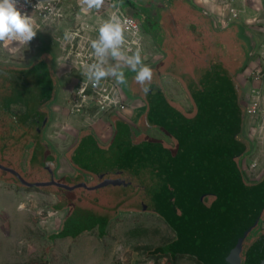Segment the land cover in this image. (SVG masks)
<instances>
[{"label":"rangeland","instance_id":"obj_1","mask_svg":"<svg viewBox=\"0 0 264 264\" xmlns=\"http://www.w3.org/2000/svg\"><path fill=\"white\" fill-rule=\"evenodd\" d=\"M163 2L166 5L154 0H135L134 5L128 3L127 10L123 9L141 24L142 31L150 32L152 36L143 34L146 40H143L141 61L146 66L151 65L160 55L153 44L150 23L155 16L160 23L162 11L166 15L174 10L172 0ZM139 7H143V15L132 14ZM50 10L51 13L47 16H37L35 22L39 29L28 45L21 47L15 54L0 47V69H24L41 55L51 60L60 87L57 101L51 106L52 123L48 137L57 148L65 151L74 143L79 128L85 125L93 127L95 123L101 122L95 111H72L75 98L70 89L75 86L79 71L73 68L74 62L68 60V56L76 42L75 33L86 37L87 47L83 46L89 50L91 41L99 36L100 23L110 18L111 9L103 5L99 11L94 9L85 14L81 12L78 0H58ZM228 35L231 34H226ZM229 39L233 41L236 37ZM162 41L163 38L158 37L157 42ZM127 58L125 55L113 57L107 53L99 67L106 69V62L111 66L110 72L115 73L113 79L115 78L114 83L117 85L116 94L127 107L120 115L132 119L137 107L143 103L139 100H127V93L117 81V74L122 72L123 77H126L135 72L126 62ZM139 67L137 65V69ZM173 92L176 95L170 91L168 94L160 91L163 98L159 102L160 107L178 110L183 113L181 118L186 115L196 117L200 108H204L201 118L211 116L208 111L214 108L202 102L197 104L191 92L186 97L182 91ZM10 93L12 96L13 93ZM256 93L261 100V111L248 122L247 129L227 133L219 130L209 132L215 139L208 145L205 155L202 150H196V142L199 141L197 131L187 129L190 139L182 144V137L179 138L177 134L169 135L170 144H163L168 149L169 145L173 146L170 149L177 157L171 156V159L176 161L165 162L166 159L163 158L156 164L155 170L147 171L140 180L137 179L140 185L135 190L129 186V189L122 191L124 204L136 211L121 215L110 224L105 235L98 236L95 229L74 240H56L51 243L49 235L59 229L65 214L55 209L57 196L36 188H16L0 182V264H264V253H232L235 242H249L258 232L264 234V231L257 230L264 212V203L252 202L250 194L255 186L244 184L245 179L255 178L264 169V91H247L244 102L250 101ZM7 100L5 97V107L1 105L3 108H0V138L3 129L10 133L6 128L8 116L17 115L16 111H19L18 106L14 110L6 104ZM16 101L20 103L22 100L16 98L14 102ZM131 115L133 116L130 117ZM213 117L217 120L214 119L211 125L216 123L217 127L221 119L218 114ZM175 123L182 127L184 125L182 119ZM105 125L102 129L108 131L105 132L108 136L110 127ZM26 128L29 129L27 126ZM162 130L163 134H169L165 129ZM239 135L240 151L226 160L224 155L232 153L226 142L229 138L239 142ZM247 136L252 141V151L246 159L244 154L248 147L245 139ZM163 140L165 143L169 142L165 138ZM188 144L191 146L188 147ZM63 164L62 171L68 170L64 160ZM243 166L248 177L242 179L238 169H244ZM223 171H226L225 174L232 172L231 175L235 176L222 177ZM241 172L244 173L242 170ZM208 174L211 177H206ZM244 218L247 220L243 221ZM176 237L178 240L173 242ZM164 244L168 245L165 249L167 255L156 251ZM241 247L240 244L239 248Z\"/></svg>","mask_w":264,"mask_h":264},{"label":"crops","instance_id":"obj_2","mask_svg":"<svg viewBox=\"0 0 264 264\" xmlns=\"http://www.w3.org/2000/svg\"><path fill=\"white\" fill-rule=\"evenodd\" d=\"M118 1L121 2L122 9L127 10V5H134L135 0H105L104 5L111 8V4ZM154 1L166 5L163 0ZM172 2L173 11L164 15L160 8L163 15L162 20L158 23L157 16H155L156 19L150 23L153 44L160 54L159 58L152 63L154 66L150 67L153 72L152 79L141 84L135 80L136 72L127 73L128 75L121 83L122 90L137 91L144 98L153 97L154 99L159 95V91H165L167 94L169 91L172 94H175L173 91H182L184 97L188 92L195 96H207L206 92H214L216 96L231 97L229 94L233 95L232 92H234L236 103L231 100L228 104L225 102L219 105L223 120L217 123V127L216 123L211 125L212 122L207 121L189 124L187 128L190 130L217 129L225 133L237 129L242 130V128L247 129L248 122L253 119L246 113L244 100L247 91H264V79L260 82H254L251 78L247 80V76L251 74L253 54L258 52L260 43L264 41V27L249 25L248 21L253 16L259 17L264 14L262 11L264 2L259 0H248V2L243 0H172ZM231 8L244 9L245 12L239 21L224 27L223 21L230 17ZM143 34L152 37L150 32L143 30V40L145 39ZM226 34L231 35L228 37ZM158 37L163 38L161 43L157 42ZM233 37L236 39L230 41L229 38ZM129 76H131L130 80ZM2 77L1 72L0 91L3 85ZM127 80L130 81L129 86ZM125 86H127L126 90ZM145 88H148V92L144 91ZM126 99L132 102L139 100L143 103L137 107L134 116H130H133L132 119L112 114L107 119L99 120L101 122L95 123L93 127L85 125L78 129L74 143L65 151L57 148L48 137L52 121L45 131L46 139L59 153V173L62 176H71L76 172V168L79 169V173H86L92 179L91 185L102 187L103 194H105L104 199L97 198L95 201L106 203L105 207L113 214L121 211L114 221L123 214L136 211L134 208H128V205L122 201L124 199L122 191L128 188L126 180L129 177L138 179L147 170L149 171L151 165L155 168L156 164L163 159L162 143L170 144L168 137L173 135L169 132V134H163L162 129L165 128L158 120V115L161 113L158 106L148 105L142 98L126 97ZM236 106L238 113L242 114L239 121L232 117L233 113H236ZM105 124L110 127L108 136L105 133L108 131L102 129ZM207 134L206 136L202 134V141H207L206 145H199V141L196 142V146H200L204 155L208 152ZM185 136L187 140L190 139V134ZM164 138L169 142L165 143ZM238 141L229 138L226 142L232 152L229 156L224 155L227 157L226 160L240 151L241 135L238 136ZM249 142L252 143L250 138ZM251 151L252 148L245 155L246 159L251 155ZM1 156L0 149V158ZM63 160L67 163L68 170L62 171ZM167 160L169 159L166 158ZM88 164H90V169H88ZM241 170L248 177L246 169H238L240 174H242ZM225 172L223 171L222 177L235 176L231 175L233 170L229 174ZM206 177H211V175L208 174ZM248 178L254 181V184H260L264 193V169L255 178ZM116 197L119 199H115ZM61 213L64 214L62 211ZM241 246L239 248L238 244L232 253H264V234L258 232L249 242L244 241Z\"/></svg>","mask_w":264,"mask_h":264},{"label":"trees","instance_id":"obj_3","mask_svg":"<svg viewBox=\"0 0 264 264\" xmlns=\"http://www.w3.org/2000/svg\"><path fill=\"white\" fill-rule=\"evenodd\" d=\"M153 66L154 65L151 64L148 67ZM1 68L4 69H0L3 73V85L1 86V91H5L0 92L1 105H3V100L6 97V99H8L6 104L12 106L13 109L18 106L17 108L19 111H16L17 115L15 113V115L10 114L7 118L6 128L10 133H7L5 129L2 130L3 132L1 131L3 135L2 138H0V149L2 152L0 158V182L14 185L16 188H36L45 193L57 196L58 200L55 203V209L57 211L65 212V214L59 229L49 235L51 243H54L56 240H64L67 238L74 240L81 234L94 231L95 229L98 232V236L105 235L108 231V227L114 219L117 218V214L121 211L113 214L112 211H109L108 208L105 207L106 203L96 202L95 200L97 198H105L102 187L91 185L92 179H90L86 173H79L78 168H76L74 175L62 176L59 173V153L45 136L46 128L52 118L51 106L57 101L58 90L60 87V81L54 72L51 60L46 56L41 55L33 61L31 65L24 69L14 70L12 68ZM126 89L127 88H125V90ZM10 92L13 93L12 96L10 95ZM125 92L127 93V97L133 99L142 98L148 105L158 106L161 110L160 115H158V120L162 124V127L169 133L173 135L177 134L179 138L182 137L183 142H181V144L186 142L187 139L185 135L190 133L187 132L189 124L207 121L214 122L217 120L216 117H213L215 114H218L219 119L223 120L219 105H222L225 102L228 104L231 100L233 103H236L234 92H232L233 95L228 93L231 97L216 96L214 95V92H206L205 95L207 96H195V94L191 93L194 100L197 101V104L202 102L214 109L208 111L211 115L209 117L201 118L200 115L204 108H200L201 110L196 117L191 118V116L186 115L181 118L183 113H179L178 110L171 107L159 106V102L163 99L160 96V91L156 99L153 97L144 98L138 94L137 91ZM16 98H19L22 101L20 103L19 101L14 102ZM3 106L1 107L3 108ZM237 109L236 106V113H233L234 115H232V117L239 121L242 114L240 115ZM176 114L179 116L176 117ZM2 117L4 118V115H2ZM181 119L184 122L183 127L180 124L175 123L176 120ZM122 120L124 119L122 118ZM26 121H30V123H27ZM191 121L193 122L190 123ZM25 124L29 129L26 128ZM29 124L31 126H29ZM184 130H186V132H184ZM196 131L199 137L198 144L203 145L205 143L207 144V141H202V134L205 135L208 133L206 139L209 141L208 144H211L215 139V136L211 134L209 135V132L217 131V129H194V132ZM245 139L248 143V147L244 156L250 152L252 145V143L250 144L248 137H245ZM10 142L12 143L10 144ZM165 145L162 143L163 158L169 159L165 162L173 163L172 161L176 160L171 159V156L174 158L177 157V154L172 152V149H170L171 147L168 149ZM190 146L191 145L188 144V147ZM198 146L196 149L197 151L200 149V146ZM88 165V169H90V164ZM154 169L153 165L149 167V171H153ZM246 177L247 176L242 173L241 178L243 179ZM140 178L141 177L138 179L140 180ZM139 182L140 181L137 179L129 177L126 180V185L128 189L130 188L129 186H131L135 190L136 187L140 185ZM197 182L200 183L199 180ZM24 183L27 184L25 185ZM244 184L255 186L250 194L252 202L264 203V193L262 192L263 187L260 184H254V181H251L249 178L248 180H244ZM72 194L73 198H71ZM242 220L246 221L247 218ZM258 229L264 231V212L258 223L257 230ZM177 240L178 237H176L173 242H176ZM243 242L244 241L235 242L233 251L237 248L236 246L238 244L240 246ZM167 246V244H164L157 248L156 251H160L164 255H167L165 253Z\"/></svg>","mask_w":264,"mask_h":264},{"label":"built area","instance_id":"obj_4","mask_svg":"<svg viewBox=\"0 0 264 264\" xmlns=\"http://www.w3.org/2000/svg\"><path fill=\"white\" fill-rule=\"evenodd\" d=\"M58 0H43L40 7L35 8V5L39 3V0H19V7L22 11H26L28 15L33 14V18L36 20L37 16H47L51 13L50 8ZM248 2V0H243ZM264 2V0H259ZM111 15L116 13L122 20H127L130 23L126 27L125 31V42L119 47V51L126 57H131L139 51L141 58L143 54V38H142V27L141 24L132 16L126 14L123 9L121 2L118 1L115 4H111ZM264 12V7L262 8ZM245 12L244 9L231 8L230 17L223 21V26L228 27L230 24L235 23L241 19L242 14ZM249 25L264 27V14L262 16H253L248 21ZM135 33V35H133ZM76 42L72 45V49L69 53L68 60L74 62L73 68L78 70L77 81L74 82L75 86L70 89L73 91L75 101L72 106L74 113H89L95 111L99 119H107L109 115L119 114L127 109L125 103L116 94L117 85L114 83L113 74L110 72L111 66L107 65L104 70L109 71V75L102 78L98 84L94 86L93 82L88 79L86 74V67L93 64L100 66L99 58L93 53L94 50L86 49L87 40L80 34L75 33ZM98 39V38H97ZM83 44L86 46H83ZM91 46V45H90ZM75 47V48H74ZM91 50V51H90ZM111 54V52H108ZM72 57V59H71ZM76 63V65H75ZM108 67V68H107ZM251 67V74L247 76L254 82H260L264 79V41L260 43L258 52L253 54V64ZM75 70V71H76ZM255 96L250 101L245 102L247 115L254 117L261 111V100L260 97Z\"/></svg>","mask_w":264,"mask_h":264},{"label":"clouds","instance_id":"obj_5","mask_svg":"<svg viewBox=\"0 0 264 264\" xmlns=\"http://www.w3.org/2000/svg\"><path fill=\"white\" fill-rule=\"evenodd\" d=\"M42 3L43 0H39L35 8L40 7ZM78 3L81 12L88 14L94 9L99 11L105 0H78ZM129 23L127 20H122L116 13L100 23L98 39L91 41L93 54L99 58L100 63L104 62V57L108 52H111L113 57H122L119 47L125 42V31ZM38 29L39 25L36 24L33 14L30 16L26 11H22L19 7V0H0V47L15 54L21 47L33 40ZM65 38H68V34ZM126 62L137 73L135 76L137 82L143 84L144 81L152 79V69L143 65L139 51L128 57ZM137 65L140 66L138 69ZM86 74L95 86L102 78L109 75V71L99 67L98 64H93L88 66ZM123 80V73L117 74V81L122 83ZM144 91L148 92V88Z\"/></svg>","mask_w":264,"mask_h":264},{"label":"flooded vegetation","instance_id":"obj_6","mask_svg":"<svg viewBox=\"0 0 264 264\" xmlns=\"http://www.w3.org/2000/svg\"><path fill=\"white\" fill-rule=\"evenodd\" d=\"M142 11H144L143 7H139L138 10L135 9L134 11H132V14H134V15H138V14L139 15H143ZM149 21H150V19H149ZM149 21H147V22L150 23Z\"/></svg>","mask_w":264,"mask_h":264}]
</instances>
